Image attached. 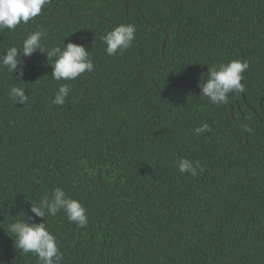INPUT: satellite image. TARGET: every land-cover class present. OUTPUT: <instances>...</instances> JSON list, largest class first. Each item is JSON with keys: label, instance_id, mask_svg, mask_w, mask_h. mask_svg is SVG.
Instances as JSON below:
<instances>
[{"label": "trees", "instance_id": "16d2710c", "mask_svg": "<svg viewBox=\"0 0 264 264\" xmlns=\"http://www.w3.org/2000/svg\"><path fill=\"white\" fill-rule=\"evenodd\" d=\"M120 23L135 40L109 56L101 37ZM40 28L46 50L83 45L94 69L59 82L63 106L55 58L22 57V81L0 69V264H37L8 226L43 222L31 204L56 187L88 217H45L63 264H264V0H48L0 31V56ZM234 59L249 62L246 92L200 97L208 67ZM16 83L25 105L8 95ZM202 123L211 131L194 134ZM181 157L205 171L180 173Z\"/></svg>", "mask_w": 264, "mask_h": 264}, {"label": "clouds", "instance_id": "9594fccd", "mask_svg": "<svg viewBox=\"0 0 264 264\" xmlns=\"http://www.w3.org/2000/svg\"><path fill=\"white\" fill-rule=\"evenodd\" d=\"M48 0H0V31L5 29L14 31L18 25L27 24L37 17ZM136 26L128 23H120L101 37L105 45V52L109 56L122 55L125 50L133 46L136 36ZM46 39V30L40 28L29 33L22 41L18 49L13 46L7 49L6 53L0 56V69L10 73H16L21 81L24 75L22 57H30L39 50L44 53L47 60L55 58L51 76L59 84L51 101L52 105L63 106L71 92V85L60 84V81H72L81 74L92 72L93 61L90 59L88 50L83 45L68 42L61 47H52L46 50L42 44ZM249 68L247 60L234 59L227 63L220 62L208 67L206 82L204 76L200 78L197 87L201 96L211 104L221 105L226 103L229 94L240 95L246 92L244 72ZM203 78V79H202ZM22 83V82H21ZM20 84V83H19ZM18 83L8 89V95L14 104L25 105L28 102V95L25 88L18 86ZM207 123H202L193 129V133L201 135L210 132ZM175 166L182 174H189L196 177L202 174L205 169L199 161L181 157L175 162ZM31 212L35 217L42 218L43 222L29 223L31 217L26 220L17 219L10 223L8 231L15 237V247L22 253H31L37 259V264H63L64 256L60 251L56 236L46 226V216H56L63 212L70 223L85 228L88 224L86 209L82 204L69 196L61 187L51 189L50 195L44 196L39 203L31 204Z\"/></svg>", "mask_w": 264, "mask_h": 264}, {"label": "water", "instance_id": "95a60500", "mask_svg": "<svg viewBox=\"0 0 264 264\" xmlns=\"http://www.w3.org/2000/svg\"><path fill=\"white\" fill-rule=\"evenodd\" d=\"M127 5H128V2L125 3V8L127 7ZM50 16L53 17V9H51V11H50ZM166 38H167V35L165 33V38H164V40L162 42V53H163V48H164V45H165ZM139 75H140V73L137 74V76H139ZM205 78H206V76L204 77V80H205ZM156 88H157V86H156ZM231 112H232V107H230V114H231ZM249 127H251V124L249 125ZM245 141H246V139H245Z\"/></svg>", "mask_w": 264, "mask_h": 264}]
</instances>
